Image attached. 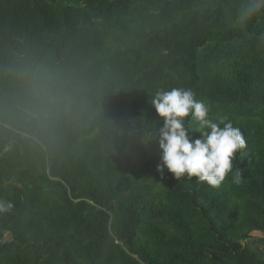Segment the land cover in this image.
Wrapping results in <instances>:
<instances>
[{
  "label": "trees",
  "instance_id": "16d2710c",
  "mask_svg": "<svg viewBox=\"0 0 264 264\" xmlns=\"http://www.w3.org/2000/svg\"><path fill=\"white\" fill-rule=\"evenodd\" d=\"M241 2L0 0V264H264V11L241 28ZM172 88L246 138L218 188L157 171Z\"/></svg>",
  "mask_w": 264,
  "mask_h": 264
},
{
  "label": "clouds",
  "instance_id": "9594fccd",
  "mask_svg": "<svg viewBox=\"0 0 264 264\" xmlns=\"http://www.w3.org/2000/svg\"><path fill=\"white\" fill-rule=\"evenodd\" d=\"M264 11V0H242L235 17V24L241 28ZM260 40L264 42V34ZM38 94L47 95V88L41 85ZM162 127L158 129L160 163L157 171L164 170L180 179L185 175L198 182L218 188L226 176L233 171L236 154L247 148L246 138L239 127H234L227 116L211 115L210 104L195 98L191 89L172 88L158 91L151 100ZM47 115V112L43 113ZM194 119L195 127L186 126V118ZM199 133L197 138L191 131ZM240 171L233 175L232 182L242 183ZM13 205L0 199V213L9 212Z\"/></svg>",
  "mask_w": 264,
  "mask_h": 264
},
{
  "label": "rangeland",
  "instance_id": "374dc122",
  "mask_svg": "<svg viewBox=\"0 0 264 264\" xmlns=\"http://www.w3.org/2000/svg\"><path fill=\"white\" fill-rule=\"evenodd\" d=\"M254 235H256V236H262L263 234L261 232H259V231H256V232H254Z\"/></svg>",
  "mask_w": 264,
  "mask_h": 264
}]
</instances>
